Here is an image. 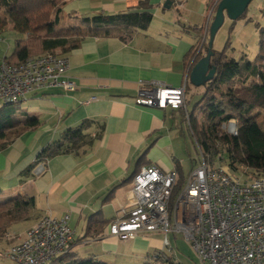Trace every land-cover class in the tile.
Segmentation results:
<instances>
[{"label": "crops", "instance_id": "1", "mask_svg": "<svg viewBox=\"0 0 264 264\" xmlns=\"http://www.w3.org/2000/svg\"><path fill=\"white\" fill-rule=\"evenodd\" d=\"M140 1L65 0L61 19L68 20V14L79 18L123 13ZM166 1H149L151 24L126 42L116 37L87 38L76 49L56 50L68 60L67 76L75 82V92L46 89L21 102L24 108L17 109L15 116L21 120L36 117L39 125L20 132L0 151V200L20 194L32 197L35 207L26 220L7 230V239L12 240L9 246L21 242L45 215L67 216L75 241L84 237L89 215L100 212L109 223L121 218L131 202V182L125 181L144 167L154 165L163 173L188 177L194 157L186 145L182 110L135 104L138 91L151 84L171 88L185 84L187 94L190 82L184 60L196 40L187 29L192 25L182 17L188 0H172L168 9ZM214 2L200 4L205 22ZM171 9L173 14H164ZM84 120L102 126L100 137L89 148L54 157L35 168L29 178H21L42 148ZM89 131L98 132L97 128ZM109 223L97 236L74 245L73 252L99 264H143L151 254L165 249L161 234L121 241L108 234Z\"/></svg>", "mask_w": 264, "mask_h": 264}, {"label": "built area", "instance_id": "2", "mask_svg": "<svg viewBox=\"0 0 264 264\" xmlns=\"http://www.w3.org/2000/svg\"><path fill=\"white\" fill-rule=\"evenodd\" d=\"M68 69V60L56 51L19 64L2 62L0 105H17L46 89L75 92L77 86L67 76ZM185 87L143 86L135 104L182 110L188 126ZM221 129L229 136L237 135L234 120ZM197 149L193 168L172 205L177 174L163 173L154 165L142 168L131 182L127 211L109 223L108 234L121 241L161 234L168 253V234H179L191 246L198 264H264V175L255 176L248 168L232 172L228 166H211ZM74 241L67 216L45 215L26 231L21 242L0 251V258L13 264H50L68 254Z\"/></svg>", "mask_w": 264, "mask_h": 264}, {"label": "trees", "instance_id": "3", "mask_svg": "<svg viewBox=\"0 0 264 264\" xmlns=\"http://www.w3.org/2000/svg\"><path fill=\"white\" fill-rule=\"evenodd\" d=\"M64 1L0 0V10L3 11L7 25H11V30L17 34L12 53L5 56L1 63L19 64L47 52L73 50L87 38L116 37L126 42L134 32L145 31L153 18L150 13V0H143L138 2L136 7L118 14H97L79 18H75L74 14H68L67 17L74 22L61 26ZM169 1L172 2V0ZM220 1L217 0L212 5V13L208 20L213 21ZM210 25L205 33L206 39L205 36L200 35L204 27H187L196 37L195 43L184 60L187 77L199 60L208 53ZM2 31L3 20L0 18V33ZM226 48L227 46L221 52L211 48L209 69L214 68L215 73L212 80L200 87L206 91L199 103H206L204 108L208 110L210 122L199 124L197 118L193 116L194 109L192 111L186 109L189 117L188 126L185 123L183 111L182 120L188 135H191L195 141V146L201 149L207 163L210 164L213 159L224 160L226 166L233 172L242 167L248 168L255 176H262L264 175V131L253 116L258 113L264 114V29L259 32L258 50L253 61L243 58L236 61L233 58H227ZM234 81L235 87L219 92L220 87ZM216 92L220 93L223 101L215 102ZM185 106L187 107L186 100ZM232 111H235L236 115ZM16 112L17 109L12 105L0 107V141H4V144L0 145V151L7 147L14 136L39 125L36 117H26L21 120L15 116ZM234 119L237 120V135L222 134L220 131L222 124ZM91 128H97L98 132L92 135L89 131ZM101 129L102 126L93 120H84L78 126L66 129L59 139L41 149L35 160L22 173L21 178H29L35 168L39 165L44 166L54 157L77 154L89 148L100 137ZM141 160L142 157L138 163ZM136 175L138 174L126 180L125 183L132 182ZM184 182V178H178L172 192L171 205ZM34 207L35 201L32 197L20 194L0 200V240L4 239L12 225L26 220ZM108 223L100 212L89 215L84 237L74 241L72 250L68 254L55 259L50 264H99L94 258H79L73 252V248L82 240L97 236ZM143 264L177 263L164 250L154 252Z\"/></svg>", "mask_w": 264, "mask_h": 264}, {"label": "rangeland", "instance_id": "4", "mask_svg": "<svg viewBox=\"0 0 264 264\" xmlns=\"http://www.w3.org/2000/svg\"><path fill=\"white\" fill-rule=\"evenodd\" d=\"M206 0H188L185 6L184 11H182V17L190 25H199L202 26L205 22L204 14L200 11V4H204ZM212 8V7H211ZM161 14H163L162 9H160ZM164 14H173V10H165ZM0 18L3 20V31L0 33V63L5 56H9L14 48V42L17 39V34L11 30V25H7V21L4 18L3 11L0 10ZM209 19V18H208ZM206 19L205 24L203 25L204 30L200 35H205L208 26L212 20ZM61 26H66L68 23L74 22L73 20H64L61 19ZM261 29H264V0H253L245 14L236 21H231L225 17L223 25L217 31L214 40H213V50L216 52H221L226 46V55L227 58H233L236 61H239L241 58L253 61L258 50L259 42V32ZM42 33V32H40ZM236 86V82H231L230 84L220 87L219 92H225L228 88H233ZM206 90L200 87H192L189 83L187 89V109L192 111L193 116L197 118L198 123H209V113L208 110L204 108L205 102L199 103L201 96ZM216 92L214 95L215 102H221L224 99L220 96V93ZM0 107H2L0 105ZM15 109H22L23 104L19 103L17 105H12ZM233 112V111H232ZM236 115V112H233ZM261 130L264 131V114L258 113L253 116ZM234 123L237 125V120L234 119ZM222 134H226L225 130H220ZM4 144V141H0V145ZM187 148L191 155L194 157V160L198 156V150L195 146V141L191 135L187 136ZM206 161V160H205ZM214 167H226V162L212 160L210 163ZM233 172V171H232ZM1 184V183H0ZM168 239V249L169 255L174 259L177 264H198L196 257L192 251L191 246L185 241L184 238L179 234L169 233L167 236ZM12 242L7 239V234H5L4 239L0 240V243L3 244L0 246V251H6L9 248L10 243ZM12 245V244H11ZM166 250V249H165ZM0 264H13L8 260L0 258Z\"/></svg>", "mask_w": 264, "mask_h": 264}, {"label": "water", "instance_id": "5", "mask_svg": "<svg viewBox=\"0 0 264 264\" xmlns=\"http://www.w3.org/2000/svg\"><path fill=\"white\" fill-rule=\"evenodd\" d=\"M253 0H221L215 11L213 21L209 27V44L207 55L199 60V62L193 67L190 75L189 82L194 87H203L207 82L212 80L215 69H209V60L212 55L211 48L214 37L217 31L223 25L225 17L231 21H235L240 18L247 10L249 4ZM171 2L168 0L164 4V8L168 9Z\"/></svg>", "mask_w": 264, "mask_h": 264}]
</instances>
